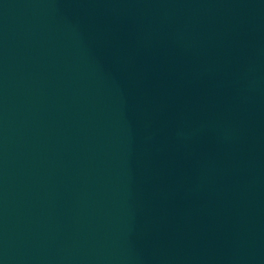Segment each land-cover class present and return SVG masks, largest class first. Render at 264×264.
<instances>
[{
  "label": "water",
  "instance_id": "95a60500",
  "mask_svg": "<svg viewBox=\"0 0 264 264\" xmlns=\"http://www.w3.org/2000/svg\"><path fill=\"white\" fill-rule=\"evenodd\" d=\"M0 264H264V0H0Z\"/></svg>",
  "mask_w": 264,
  "mask_h": 264
}]
</instances>
